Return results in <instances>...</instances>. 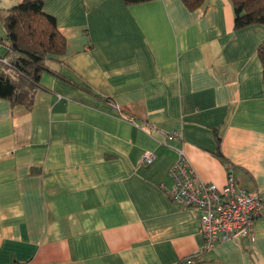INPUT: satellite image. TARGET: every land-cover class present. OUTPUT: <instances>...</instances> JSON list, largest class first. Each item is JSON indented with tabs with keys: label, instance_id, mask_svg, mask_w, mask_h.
Instances as JSON below:
<instances>
[{
	"label": "crops",
	"instance_id": "0c3cea01",
	"mask_svg": "<svg viewBox=\"0 0 264 264\" xmlns=\"http://www.w3.org/2000/svg\"><path fill=\"white\" fill-rule=\"evenodd\" d=\"M42 8L65 38L46 60L61 77L43 72L30 108L0 99V264H177L200 251L198 215L159 187L170 186L172 148L202 181L222 186L230 164L239 187L264 197L263 25L233 30L230 0ZM4 37L0 21V60ZM172 131L180 139L162 145ZM198 259L264 264V212L253 240L219 241Z\"/></svg>",
	"mask_w": 264,
	"mask_h": 264
},
{
	"label": "trees",
	"instance_id": "16d2710c",
	"mask_svg": "<svg viewBox=\"0 0 264 264\" xmlns=\"http://www.w3.org/2000/svg\"><path fill=\"white\" fill-rule=\"evenodd\" d=\"M44 0H21L20 3L0 9V21L5 29L1 42L7 48L0 60V99L11 104L30 108L34 103L35 90L39 87V77L43 72L61 77L51 70L46 60L49 55H61L65 50V38L59 33L55 19L43 11ZM132 5L151 0H122ZM189 11L202 7L205 0H181ZM233 13V30L261 24L264 26V0H230ZM257 56L262 66L264 85V39L257 47ZM146 125L152 126L149 123ZM219 138L216 136L215 155L219 152ZM199 259L194 260L195 264ZM177 264H182L181 261Z\"/></svg>",
	"mask_w": 264,
	"mask_h": 264
},
{
	"label": "built area",
	"instance_id": "2783aa9c",
	"mask_svg": "<svg viewBox=\"0 0 264 264\" xmlns=\"http://www.w3.org/2000/svg\"><path fill=\"white\" fill-rule=\"evenodd\" d=\"M1 61L5 62V59ZM180 137L177 131L164 133L162 145L170 147L169 142ZM172 149L176 157L168 170L170 186L160 183L159 187L176 206L190 209L198 215L203 238L201 250L184 258L181 263L191 264L222 240H253L255 220L264 212V197L239 187L230 164L226 166V182L222 186L202 181L183 149ZM153 159L154 154L147 151L141 161L150 164Z\"/></svg>",
	"mask_w": 264,
	"mask_h": 264
},
{
	"label": "rangeland",
	"instance_id": "374dc122",
	"mask_svg": "<svg viewBox=\"0 0 264 264\" xmlns=\"http://www.w3.org/2000/svg\"><path fill=\"white\" fill-rule=\"evenodd\" d=\"M20 3V2H19ZM16 5V4H15Z\"/></svg>",
	"mask_w": 264,
	"mask_h": 264
}]
</instances>
